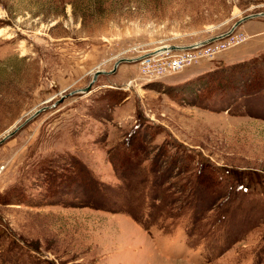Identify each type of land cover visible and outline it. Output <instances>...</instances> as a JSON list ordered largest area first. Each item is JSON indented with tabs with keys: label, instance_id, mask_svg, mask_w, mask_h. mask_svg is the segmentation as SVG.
Listing matches in <instances>:
<instances>
[{
	"label": "rangeland",
	"instance_id": "obj_1",
	"mask_svg": "<svg viewBox=\"0 0 264 264\" xmlns=\"http://www.w3.org/2000/svg\"><path fill=\"white\" fill-rule=\"evenodd\" d=\"M260 12L0 0V264H264V15L180 71L140 65ZM120 58L139 61L107 73ZM78 162L105 196L77 183Z\"/></svg>",
	"mask_w": 264,
	"mask_h": 264
},
{
	"label": "built area",
	"instance_id": "obj_2",
	"mask_svg": "<svg viewBox=\"0 0 264 264\" xmlns=\"http://www.w3.org/2000/svg\"><path fill=\"white\" fill-rule=\"evenodd\" d=\"M211 44H195L192 48L177 52L173 56H168V59H162L163 56L168 55L170 52L157 53L156 56L162 54L160 58L155 60V57H144L141 59L140 66L142 72L151 73L152 75L166 74L165 72L180 71L182 67L191 62L198 52L199 55H205L211 53L214 49L211 48ZM155 55V54H154ZM4 169V165H0V174Z\"/></svg>",
	"mask_w": 264,
	"mask_h": 264
},
{
	"label": "water",
	"instance_id": "obj_3",
	"mask_svg": "<svg viewBox=\"0 0 264 264\" xmlns=\"http://www.w3.org/2000/svg\"><path fill=\"white\" fill-rule=\"evenodd\" d=\"M258 15H264V12H260V13H256V14H252V15H249V16H246L240 20H238L237 22L234 23V25L232 26V28L230 30H228L225 34H221V35H218V36H214V37H211L209 39H206L204 41H201L199 44L200 45H205V44H211V43H214L216 41H219L223 38H225L226 36H230L233 34V32L235 31V28H237L242 22H244L245 20H248V18L250 17H255V16H258ZM189 47L188 46H180V45H164V46H161L160 48H158L154 53L157 54V53H162V52H178V51H184V50H187ZM191 48V47H190ZM154 55V54H153ZM139 59V58H138ZM136 60L134 58H120L119 60H117L113 66V69L112 70H109L107 73H113L115 72L117 66L122 63V62H126V61H139V60ZM141 59V57H140ZM106 71L104 70H100V69H97L95 72H94V78L101 74V73H104ZM94 81V79L92 80V82ZM90 85H88L86 88H84V92H87L90 90ZM4 140V139H3ZM3 140H0V143L3 142Z\"/></svg>",
	"mask_w": 264,
	"mask_h": 264
},
{
	"label": "trees",
	"instance_id": "obj_4",
	"mask_svg": "<svg viewBox=\"0 0 264 264\" xmlns=\"http://www.w3.org/2000/svg\"><path fill=\"white\" fill-rule=\"evenodd\" d=\"M78 163H76L77 165L75 164V170L78 172L77 177H79V180H77L79 182L77 183L80 184L81 187L87 190H90L92 193H95V194L99 193L101 196H105L106 194L105 192L109 187L101 183L100 181H98L93 176H91L89 171L82 165V163L80 162ZM93 205L97 207L107 206L110 210L115 209L114 207H112L113 204L112 205L104 204L102 200H95V204L93 203Z\"/></svg>",
	"mask_w": 264,
	"mask_h": 264
},
{
	"label": "bare ground",
	"instance_id": "obj_5",
	"mask_svg": "<svg viewBox=\"0 0 264 264\" xmlns=\"http://www.w3.org/2000/svg\"><path fill=\"white\" fill-rule=\"evenodd\" d=\"M155 54V53H154Z\"/></svg>",
	"mask_w": 264,
	"mask_h": 264
}]
</instances>
